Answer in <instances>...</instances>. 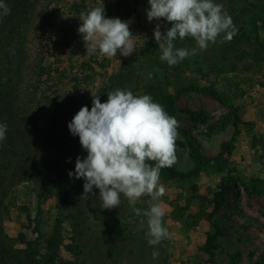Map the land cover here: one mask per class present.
<instances>
[{"label":"rangeland","instance_id":"1","mask_svg":"<svg viewBox=\"0 0 264 264\" xmlns=\"http://www.w3.org/2000/svg\"><path fill=\"white\" fill-rule=\"evenodd\" d=\"M215 2L222 4L232 17L237 34L230 42L220 43L218 39L198 54L204 62L222 59L233 65L206 77L182 72L183 83L213 87L224 101L202 90L183 91L177 96L174 115L179 124L175 141L177 162L173 167L186 176L167 179L160 175L165 192L159 202L165 211L164 226L171 239L163 240L152 249L159 252L156 260L167 259V264H258L264 255V1L259 5L257 0ZM103 5L107 17L130 21L136 45L132 55L146 41L154 39L153 30L158 21L147 20L148 0H61L54 3L45 14V24H39L44 15L40 13L35 28L31 27L28 34L34 50L46 55L47 62L58 69L56 78L50 82L58 84L62 97L94 94L126 58L119 53L116 57H106L98 52L94 55L86 52L78 33L82 23L79 15ZM159 23L161 31H165L167 22ZM195 46L194 41L192 47ZM87 75L91 78L83 80ZM75 76L79 79L75 80ZM168 89L176 92L172 85ZM53 95L56 94L51 93ZM58 99L63 101L61 97ZM231 105L237 109L238 119L232 117L230 122L220 126L219 120L230 112ZM188 138L196 140L209 158L216 157L222 145L232 139L234 149L225 155L226 161L222 164L212 159L197 170ZM195 168L197 172H193ZM227 185L231 187L230 192L222 207L213 212L215 192ZM255 185L261 192L251 194L246 187L253 189ZM141 201L148 205L153 203L147 195ZM57 204V198L47 197L44 187L34 181H23L13 189L6 199L4 226L8 235L16 239L17 247H25L18 239L23 235L26 240H36L42 252L46 250V241L59 216ZM88 223V234L82 242L87 247L81 256L87 264L100 263L99 257L107 256L109 248L113 252L136 248L145 238L144 229L148 228L147 219L131 220V233L110 230L99 236L100 224L92 220ZM217 229L220 231L215 242L217 248L209 251L205 248L207 238ZM62 233L60 254L64 259H74L69 250L72 245L69 223H64Z\"/></svg>","mask_w":264,"mask_h":264},{"label":"trees","instance_id":"2","mask_svg":"<svg viewBox=\"0 0 264 264\" xmlns=\"http://www.w3.org/2000/svg\"><path fill=\"white\" fill-rule=\"evenodd\" d=\"M60 1L4 0L10 14L0 20V122L7 124L6 139L0 142V264H87L81 256L87 247L82 242L87 237L90 220L100 224L99 236H102L110 230L131 233V220L147 219L143 215H136L123 196L120 208L102 209L98 189L94 187L96 195L87 200L82 197L83 179H70L68 176L69 171H74L76 158L79 156L83 159L87 153L82 149L79 137L73 136L67 125L82 106L91 109L92 95L83 97L70 94L66 98L59 95L58 84L50 82L56 78L58 69H53L51 63L47 62V56L40 51L36 52L30 45L31 27L35 28L38 15L44 13L43 19L39 21V24L44 25L45 14L54 3ZM261 1L264 0H257L256 4L259 5ZM192 44L194 40L191 38L175 41L177 48H191ZM160 55L155 39L146 41L135 55L123 59L120 67L107 76L93 95L98 94L103 103L107 101V93L116 89L130 90L134 95L147 94L173 117L177 111V96L183 91L202 90L224 101L222 94L213 87L196 82L183 83L182 72L206 77L212 72L228 69L227 66L233 63L222 59L204 62L198 54L197 57L186 58L170 67L160 60ZM87 78L91 76L87 75L83 80ZM74 79L79 78L75 76ZM171 85L176 92L168 89ZM48 90L56 95L52 97ZM232 117L238 119L237 109L231 105L230 112L219 120L220 126L230 122ZM233 141L225 142L218 155L209 158L196 140L188 138L190 155L197 170L212 159L218 164L226 161L225 155L234 149ZM69 158L71 162H68ZM196 168L193 172H197ZM161 174L167 179L186 176L173 166L162 169ZM23 181L41 184L47 197H56L58 200L59 216L52 235L46 241L44 252L36 240H26L23 235L18 239L25 247H17L16 239L5 231L6 199ZM246 189L251 194L261 192L256 185L253 189L248 186ZM230 190L231 187L227 185L215 192L212 199L213 212L222 207ZM149 206L141 200L135 205L141 210H147ZM65 222L72 228V245L69 250L74 254V259H64L60 254ZM147 232L148 228L144 229L145 238L136 248H124L126 251L122 252H113L109 248L107 256L99 257L98 264H167V259H153L154 247L147 242ZM219 233L217 229L216 233L208 236L205 246L207 250L217 248L215 242ZM258 264H264V255Z\"/></svg>","mask_w":264,"mask_h":264},{"label":"clouds","instance_id":"3","mask_svg":"<svg viewBox=\"0 0 264 264\" xmlns=\"http://www.w3.org/2000/svg\"><path fill=\"white\" fill-rule=\"evenodd\" d=\"M148 4L147 20L158 21L153 35L160 60L170 67L207 50L218 39L220 43L230 42L237 34L232 17L215 0H148ZM9 14L7 4L0 0V20ZM79 20L78 33L89 55L98 52L100 56L116 57L119 53L129 57L136 52L130 21L107 17L104 5L81 12ZM161 20L167 22L165 31H161ZM186 38L193 39L196 46H175V41ZM178 126L177 119L150 95H134L123 89L108 92L103 103L98 94H92L91 109L82 106L67 125L87 153L83 159L78 156L74 171L68 172L70 179H83L82 197L88 200L95 196V187L102 209L108 210L120 208L121 197L126 198L136 215L147 217L146 238L153 247L171 239L159 202L165 192L160 175L162 169L177 162ZM6 133L7 124L0 122V142L6 139ZM145 195L153 201L149 208L135 207ZM152 256L158 258L159 252L154 251Z\"/></svg>","mask_w":264,"mask_h":264}]
</instances>
